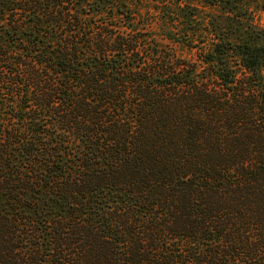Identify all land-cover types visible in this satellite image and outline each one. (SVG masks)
Instances as JSON below:
<instances>
[{"label": "trees", "instance_id": "16d2710c", "mask_svg": "<svg viewBox=\"0 0 264 264\" xmlns=\"http://www.w3.org/2000/svg\"><path fill=\"white\" fill-rule=\"evenodd\" d=\"M154 1L0 0V264H264V0Z\"/></svg>", "mask_w": 264, "mask_h": 264}, {"label": "rangeland", "instance_id": "374dc122", "mask_svg": "<svg viewBox=\"0 0 264 264\" xmlns=\"http://www.w3.org/2000/svg\"><path fill=\"white\" fill-rule=\"evenodd\" d=\"M163 1H164V0H163ZM154 2H155L154 0H151V3H154ZM256 21H257L258 23L263 24V23H264V13H261L260 15H258L257 18H256ZM182 54H183V56H186V57H187V56H189V57L192 56V54H191V56L188 55L187 51H183Z\"/></svg>", "mask_w": 264, "mask_h": 264}]
</instances>
